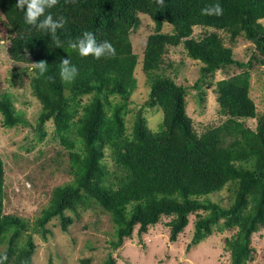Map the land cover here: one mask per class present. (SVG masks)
<instances>
[{"label":"trees","instance_id":"trees-1","mask_svg":"<svg viewBox=\"0 0 264 264\" xmlns=\"http://www.w3.org/2000/svg\"><path fill=\"white\" fill-rule=\"evenodd\" d=\"M16 3L0 0L13 33L9 54L17 62L45 60L48 72L41 76L32 66L15 74L29 76L32 93L42 105L35 127L39 139L43 140L45 125L52 121L68 150L72 175L70 182L54 188L48 206L35 220V229L45 236L46 224L55 217L67 229L73 220L65 210L78 215L81 209L98 208L114 224L116 237L111 245L115 250L137 225L142 235L163 216L171 217L169 238L176 241L189 215L197 214L191 243H200L215 230L237 228L225 239L230 264L252 260L251 235L264 226V113L258 115L249 95V69L254 62L264 64V0H165L163 8L156 0H78L76 5L59 0L45 15L66 18L65 28L58 30L64 48L56 47L47 32L25 24L24 12ZM214 3L221 4L223 15L201 14L203 7ZM140 13L155 24L144 49L142 69L150 97L142 108L155 104L163 110L157 132L147 126L142 108L135 113L130 131L127 127L138 63L130 34L141 24ZM165 24L172 30L164 32ZM196 26L206 28L197 38ZM219 30L233 41L243 35L252 42L251 59H235ZM85 31L93 32L98 43L109 41L116 56L97 60L70 49L68 41ZM180 44L190 58L202 63L200 77L192 86L200 97L202 85L217 71L232 66L242 70L217 81L219 112L226 120L200 134L186 111L188 88L162 67L169 47ZM65 58L79 70L72 83L60 78L59 63ZM0 114L7 128L32 125L8 91L0 93ZM250 117L257 119L255 129L245 122ZM4 173L0 154V248L6 244L0 256L7 254L5 264H33V237L28 234L24 243L20 239L28 230L26 220L4 213ZM226 186L233 199L224 207L209 196ZM105 264L116 262L109 255Z\"/></svg>","mask_w":264,"mask_h":264},{"label":"rangeland","instance_id":"rangeland-1","mask_svg":"<svg viewBox=\"0 0 264 264\" xmlns=\"http://www.w3.org/2000/svg\"><path fill=\"white\" fill-rule=\"evenodd\" d=\"M139 17L140 26L130 34L138 63L135 69L137 87L130 97L131 112L126 116L128 131L131 130L135 113L150 97V87L142 65L146 41L154 32L155 24L147 14L140 13ZM261 22L264 24V19ZM205 29L196 26L194 36L197 38ZM171 30V25H164V32ZM218 33L225 45L232 48L235 59L243 62L251 59L253 44L245 36L240 35L233 41L228 33L222 30ZM12 36L9 24L0 10V93L10 92L16 108L32 124L7 128L3 126L0 114V154L5 170L4 213L26 220L28 230L20 239L24 243L28 234L33 237V264H105L109 255L116 264H230L231 252L226 248L225 239L232 236L237 228L223 232L215 230L200 243L193 244L191 241L197 214L189 215L188 225L178 234L176 241L169 238L170 228L167 224L171 217L163 216L159 223L150 226L142 235L138 234L137 225L132 235L125 238L115 250L111 245L116 237L114 224L110 215L98 208L81 209L78 215L65 210V215L73 220L67 229L62 228L58 217L46 224L45 236L35 229V220L48 206L54 188L70 182L72 175L69 172L68 150L60 142L52 121L45 125L43 140L39 139L35 127L42 105L32 93L29 76L26 73L19 74L20 76L15 74L21 68H31L32 63L17 62L11 58L9 46ZM165 61L162 66L165 73L188 88L186 111L192 118L196 131L200 134L223 123L226 117L219 112L216 83L242 70L232 66L226 71H217L202 85L200 97L192 86L200 77L202 63L190 58L183 44L170 46L165 54ZM249 72V95L258 115H261L264 113V64L254 62ZM142 109L147 126L157 132L163 122V110L155 104ZM245 122L253 129L257 125L256 118H247ZM106 160L110 166L113 164L110 156ZM209 198L227 207L232 202L233 192L226 186ZM251 246L255 250V256L247 264H264V226L251 235ZM5 248L6 244L0 250Z\"/></svg>","mask_w":264,"mask_h":264},{"label":"clouds","instance_id":"clouds-1","mask_svg":"<svg viewBox=\"0 0 264 264\" xmlns=\"http://www.w3.org/2000/svg\"><path fill=\"white\" fill-rule=\"evenodd\" d=\"M77 2L78 0H65L66 4L76 5ZM58 3L59 0H17L15 6L24 12L25 24L47 32L56 47H63V43L58 36V30L65 28L67 24L66 18L61 16L58 19H54L51 13L45 15L46 10L53 8ZM156 3L163 8L165 0H156ZM201 14L205 16H220L223 15V7L219 3L206 5L201 9ZM42 16L44 17L43 20L40 19ZM68 47L78 52L81 57L92 56L99 60L116 56L115 47L109 41L98 43L95 34L91 31H85L75 40H69ZM32 66L41 76L48 72V63L45 60L32 63ZM59 74L62 82L72 83L78 76L79 70L71 63L70 59L65 58L59 63ZM7 259V254L0 256V264H5Z\"/></svg>","mask_w":264,"mask_h":264}]
</instances>
